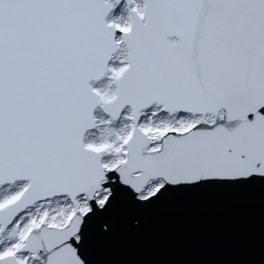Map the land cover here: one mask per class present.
Returning <instances> with one entry per match:
<instances>
[{"label": "snow or ice", "instance_id": "1", "mask_svg": "<svg viewBox=\"0 0 264 264\" xmlns=\"http://www.w3.org/2000/svg\"><path fill=\"white\" fill-rule=\"evenodd\" d=\"M256 188L264 0H0V264H99L122 224Z\"/></svg>", "mask_w": 264, "mask_h": 264}, {"label": "water", "instance_id": "2", "mask_svg": "<svg viewBox=\"0 0 264 264\" xmlns=\"http://www.w3.org/2000/svg\"><path fill=\"white\" fill-rule=\"evenodd\" d=\"M96 257L99 264H264V190L193 193L138 228L120 225Z\"/></svg>", "mask_w": 264, "mask_h": 264}, {"label": "rangeland", "instance_id": "3", "mask_svg": "<svg viewBox=\"0 0 264 264\" xmlns=\"http://www.w3.org/2000/svg\"><path fill=\"white\" fill-rule=\"evenodd\" d=\"M110 63H112V61H110ZM90 84H92V82ZM93 86H96V84H93Z\"/></svg>", "mask_w": 264, "mask_h": 264}]
</instances>
